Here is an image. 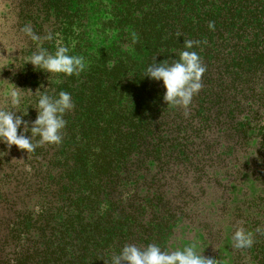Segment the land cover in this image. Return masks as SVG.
Instances as JSON below:
<instances>
[{"label": "trees", "instance_id": "obj_1", "mask_svg": "<svg viewBox=\"0 0 264 264\" xmlns=\"http://www.w3.org/2000/svg\"><path fill=\"white\" fill-rule=\"evenodd\" d=\"M19 3L22 28L54 38L25 36L4 87L25 111L45 88L75 107L59 145L0 148V264H106L126 244L192 242L222 264H264V0ZM184 40L201 42L188 50L206 66L188 116L145 76L178 60ZM57 42L84 57L79 76L49 80L27 64ZM241 227L251 248L232 247Z\"/></svg>", "mask_w": 264, "mask_h": 264}, {"label": "clouds", "instance_id": "obj_2", "mask_svg": "<svg viewBox=\"0 0 264 264\" xmlns=\"http://www.w3.org/2000/svg\"><path fill=\"white\" fill-rule=\"evenodd\" d=\"M210 28L213 25H209ZM21 31L32 41L53 40V34L41 37L37 35L30 24ZM201 42L184 40V49L179 59L169 64L167 61H156L146 68L145 76L157 82L162 81L166 89L163 100L168 107L183 108L188 116V109L193 97L203 88L202 77L206 72L199 54L189 51ZM31 63L35 69L49 73V80L53 74H63L71 77L79 76L87 68L82 56L69 55V48L57 42L54 53L48 52L37 45V50L27 57V64ZM36 90V100L28 101V105L36 110V119L26 120L28 109H23V97L17 89H13L5 96L3 106H0V143L17 146L27 153H32L45 144L59 145L63 141V130L67 125L64 119L66 113L75 107L71 94L60 91L53 96ZM31 91V90H30ZM32 92V91H31ZM33 93V92H32ZM30 133V135H28ZM259 230V229H258ZM254 244L253 234L244 228H237L232 235V247L235 249L251 248ZM197 242L172 250H162L157 244H148L140 248L134 244H126L118 255H114L106 264H222L215 255H204L198 251Z\"/></svg>", "mask_w": 264, "mask_h": 264}, {"label": "rangeland", "instance_id": "obj_3", "mask_svg": "<svg viewBox=\"0 0 264 264\" xmlns=\"http://www.w3.org/2000/svg\"><path fill=\"white\" fill-rule=\"evenodd\" d=\"M19 4V0H0V106H3V95L10 92L7 86L4 87V82L17 79L14 74L18 65L11 61L18 59L22 45L28 43L21 33L23 23L19 19ZM3 144L0 143V148Z\"/></svg>", "mask_w": 264, "mask_h": 264}]
</instances>
